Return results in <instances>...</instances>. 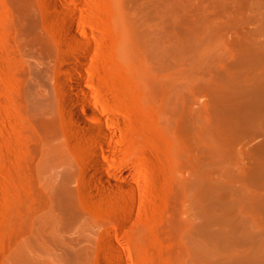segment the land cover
Returning <instances> with one entry per match:
<instances>
[{
	"label": "rangeland",
	"instance_id": "1",
	"mask_svg": "<svg viewBox=\"0 0 264 264\" xmlns=\"http://www.w3.org/2000/svg\"><path fill=\"white\" fill-rule=\"evenodd\" d=\"M205 1L140 0L134 5L135 0H65V4L78 13L75 21L79 25L81 35L96 41L95 59L90 66L92 76L102 84L108 101L112 100V97L116 99L128 124L122 134L121 146L113 165L136 170L134 176L138 189H128L125 198L116 197L117 192L113 190L96 197L92 191L93 187L85 182V186L73 183L69 191L76 211L74 217L62 209L56 198L47 195L45 189L36 183L30 187V192L35 193L30 197L31 200L23 197L25 192H22V187L20 190H23H19V198L22 200L10 202L11 206L0 198V264H13L14 242L20 237H26L28 232L25 226L31 218V231L38 236L39 241L33 253L34 264H118L117 256L120 258V264L122 260L123 264H229L232 256L249 252L243 245L229 247L225 235L221 234V240L213 239L222 232L224 222L229 220L245 224L246 229L255 235L256 247H259L261 255H264V220L260 215L249 213L252 203L241 193L249 187L247 180L252 177L257 160L251 153V148H255L254 145L257 146L261 140L251 142L246 138V133L239 136L234 130L229 131L230 134L226 137L233 144L232 150L235 149V153L215 160L214 152L210 149V139L200 132L204 124L208 123L211 127L219 120L218 105L207 89L215 73L213 71L217 67L224 68L229 63L233 64L234 59L221 58L205 45L198 49L191 48V51H184L182 55L173 58L170 60V68L160 61L157 93L148 82L150 74L146 68L121 56L123 46L129 44L127 47L133 48L131 44L143 39L141 32L146 33L142 27H138L139 30L130 26L127 28V14L145 15L152 9L151 4L157 2L159 36L163 50L178 44L183 32L189 28L193 29V21H198L203 16L208 19L209 25L218 31L216 43L227 42L240 27L248 30L255 28L254 21L244 18L236 24L231 22V17L236 12L240 17L243 16L238 11L242 0H234L233 7L231 6L234 12L217 11V8L207 6ZM249 3H252V0H249ZM181 5L186 7L185 10L175 13V7L177 10V6ZM28 9H31V15L43 31L55 36V31L64 34V26L59 22L57 24V20L60 16H68L65 14L67 11L58 9L53 0H0V43H3L7 50L6 61L10 60V63L14 64L12 59H21L18 63L15 61L11 68L8 67L11 64L6 65L5 61L6 67L2 66L0 70V76L3 75L1 84L6 93H11L3 96L7 101L10 96L16 98V91H20V86L24 84V80L21 83V78H24L25 66L18 51L17 26L21 11ZM243 14L249 15L247 12ZM49 16L53 20L52 24ZM62 19L65 18L58 21L62 22ZM54 23L60 26H53ZM64 23L62 22V25ZM134 33L137 36H133ZM14 47H17V50ZM200 57L206 59L202 60ZM62 63L63 66L66 64L63 60ZM16 64H19L18 67H15ZM229 68L231 69L232 65ZM238 70L240 68L233 69L234 72ZM172 95L176 98L175 108H170L167 103ZM8 104L9 102L5 103L7 107L10 105ZM12 104L8 107L10 115L15 114ZM187 108L191 110V143L187 141V133L183 127V114ZM17 113L13 116L16 119V116H21ZM18 118L20 121V117ZM24 127L29 133L23 130ZM24 127H21L24 135H29L22 141V146L19 145L21 150L15 142L11 144L12 151L15 146V152L19 155L20 151L22 155L27 148L32 151L37 146L27 122ZM222 136L225 138L224 134ZM217 138L223 141L219 135ZM241 145L243 146L240 147ZM11 148L7 151L10 152ZM82 154L80 155L84 158ZM208 177L216 179L220 191L211 201L203 197V183ZM218 197L223 201H218ZM214 201L219 203L215 204ZM44 206H48L47 209ZM190 215L191 237L188 235ZM9 217L19 222L16 223L19 231L14 229L17 227L8 225ZM203 226L207 227L206 234L199 231ZM15 230L21 234H16ZM82 238L87 240L79 243ZM57 239L64 243L61 244ZM70 251L81 253L83 258L74 260ZM100 259L103 260L102 263Z\"/></svg>",
	"mask_w": 264,
	"mask_h": 264
},
{
	"label": "bare ground",
	"instance_id": "2",
	"mask_svg": "<svg viewBox=\"0 0 264 264\" xmlns=\"http://www.w3.org/2000/svg\"><path fill=\"white\" fill-rule=\"evenodd\" d=\"M138 1L140 0H135L133 4L137 5ZM206 1L207 6L215 7L217 11L234 12V10H231L234 0ZM53 2L62 12L63 10L64 12L67 11L65 14L68 16L64 14L66 17L55 15L59 19L65 18L62 19V22H65L64 25L58 21L59 19H56L57 24L59 22L62 27L64 26V30L62 29L64 34H60L61 31L58 33L54 30V33L57 32V36H55L43 31L37 20L31 15V9L21 11L17 26L18 51L25 66V74L24 78H21V83L24 80V84L22 87L20 86V91H16L18 92L16 98L10 96L11 98L8 101L3 99V96L5 97V94L10 92H5V88L1 84L3 75L0 76V198L3 200H0V202L10 203L18 199L22 200V198H19L21 187L24 190L20 191L25 192L23 197L25 196L24 198L31 200L30 197H33L35 193L30 192V187L33 183H36L45 189L47 195L56 198L62 209L71 213L74 217L76 211L72 194L69 191L73 183L84 184L85 182L91 188L93 187L92 191L96 197H100L106 191L113 190L117 192L116 197L118 198H125L128 189L137 190L138 183L134 176L136 170L113 165L117 151L121 146L122 134L127 129L128 124L123 111L118 107L116 99L112 97L113 99L108 101L102 84L91 74L90 66L95 59L97 49L96 41L81 35L79 25L75 21L78 13L71 6H67L65 0H53ZM157 3L151 4L152 9L145 15L128 16L127 14L129 25L127 24L126 27H134L136 30L140 29L138 27H142L146 33L141 32L143 34L140 35L143 36L141 40L134 37L139 42L131 44L133 48L131 46L127 47L129 44L123 46L121 56L146 68L150 74L148 82L150 86L157 90V93L160 83L158 75L160 61L165 62L167 67L170 68V60H173V58L182 55L184 51H191V48L198 49L205 45L211 49V52L214 50L215 55L218 54L221 58L231 57L234 59L233 64L229 63L232 65L231 69L228 64V66L226 65L227 68L217 67L213 71L215 73L207 89L218 105L219 120L211 127L208 123L204 124L200 128V132L210 139V149L214 152L215 160L235 153V149L232 150L233 144L226 137L229 136V131L234 130L239 136L246 133L248 135L246 138H249L248 141L251 142L257 139L261 140L257 143V146L254 145L255 148H251V153L257 157V160L252 170V177L247 180L249 187L242 190L241 193L246 195L252 203L249 213L260 215L264 220V0H252V3H249V0H242L238 11L243 16L240 17L239 13L236 12L231 17V22L234 24L238 23L241 18L251 22L254 21L256 26L253 30L240 27L227 42L216 43L218 31L211 27L208 19L203 16L198 21H193V29L189 28V30L183 32L179 43L172 45L168 50L162 49L156 12L159 3ZM185 8L184 5H181L177 6V10L175 7V11L174 9L173 11L178 13V11H184ZM244 12L249 15H244ZM175 13L173 14L175 15ZM256 13L259 15L255 16ZM184 19H186V16ZM49 20L50 23L53 22L50 16ZM15 21L17 20L15 19ZM55 24L53 26H57ZM62 27H60V30ZM141 33L139 31V34ZM133 36H137V34L134 33ZM7 56L5 46L0 43V70L2 66L6 67V65L11 64L10 60L9 62L6 61ZM200 59L205 60L206 58L200 57ZM20 60L15 59L16 63ZM62 60L66 62L64 66ZM12 61L15 64L13 59ZM14 64L8 67L11 68ZM18 65L16 64L15 67H18ZM234 68H240V70L234 72ZM4 101L9 102L10 105L13 103L12 106L15 107V111L12 110L15 112L14 115L17 112L20 113L37 141L36 148L32 145L34 148L32 151L27 148L24 152L22 148L23 156L21 151L20 155L16 153L17 151L15 152V146H13L15 153H12L11 144L15 142L17 148L20 147L19 145L22 146V141H24L26 135H29L27 133L24 135L25 122L22 120L24 124L22 123L21 116H16V119L13 117L14 115H10L8 109L10 105L8 104L7 107L5 105L7 102L4 103ZM175 101V95L169 96L167 103L170 108H175ZM188 106L190 107V105ZM188 108L183 114V127L187 133V141L191 143V110ZM18 113L17 115H19ZM18 117H20V121ZM21 127H24V129L22 130ZM26 132L29 133V130L27 129ZM221 134H224L225 138ZM218 135L223 138L222 142L217 138ZM9 148H11V153L7 151ZM19 150H21V147ZM6 151L8 155L5 154ZM81 153L84 154V158L81 157ZM252 171L250 172L252 173ZM215 180L208 177L204 180V183L202 182L204 187L203 197L210 199L207 201H211L212 198L220 194ZM88 195H90V192ZM218 198V201H220L221 198ZM16 204L18 205V203ZM220 204L222 205V203ZM9 206H11V203ZM16 207L14 206V208ZM44 207L47 209L48 206ZM4 210L6 209L4 208ZM14 220L16 219H12V217L7 218L8 225L17 227L16 223L18 221L14 222ZM224 223L221 228L223 229L222 232L217 235V238L214 236L213 239L216 241L221 240L222 234L225 235L229 247L243 245L246 250H249L248 254L232 256L229 264H264V255H261L259 247H256L255 235L246 229L245 224L233 220ZM32 224L33 219L31 218L25 226L27 228L25 230L28 232L26 237H20L19 240L17 239L14 242L13 264H34L33 253L39 241L38 236L31 231ZM72 224L73 222L70 223V225ZM11 226L10 228H14ZM14 229L18 230V227ZM200 229L199 231L202 234L207 233L206 226ZM10 232L12 233V230ZM18 233L16 231V234ZM188 235L191 237V215L188 220ZM57 240L61 244L64 243L60 239ZM85 240L87 238H82L79 243ZM70 252V255L76 261L83 258L79 252ZM116 259L119 261L117 263L120 264V258L117 256Z\"/></svg>",
	"mask_w": 264,
	"mask_h": 264
}]
</instances>
